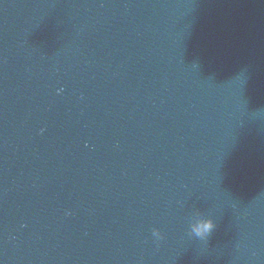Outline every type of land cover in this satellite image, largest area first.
I'll return each mask as SVG.
<instances>
[{
	"label": "water",
	"instance_id": "obj_1",
	"mask_svg": "<svg viewBox=\"0 0 264 264\" xmlns=\"http://www.w3.org/2000/svg\"><path fill=\"white\" fill-rule=\"evenodd\" d=\"M0 264H264V0H0Z\"/></svg>",
	"mask_w": 264,
	"mask_h": 264
},
{
	"label": "clouds",
	"instance_id": "obj_2",
	"mask_svg": "<svg viewBox=\"0 0 264 264\" xmlns=\"http://www.w3.org/2000/svg\"><path fill=\"white\" fill-rule=\"evenodd\" d=\"M216 227L215 221L212 219L202 220L199 222L198 227L195 229L196 235L201 238H206ZM153 235L157 238L161 237V233L158 229L153 231Z\"/></svg>",
	"mask_w": 264,
	"mask_h": 264
}]
</instances>
